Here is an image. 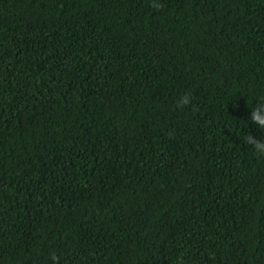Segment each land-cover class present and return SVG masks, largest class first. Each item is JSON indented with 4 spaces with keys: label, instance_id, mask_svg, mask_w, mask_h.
I'll return each instance as SVG.
<instances>
[{
    "label": "trees",
    "instance_id": "16d2710c",
    "mask_svg": "<svg viewBox=\"0 0 264 264\" xmlns=\"http://www.w3.org/2000/svg\"><path fill=\"white\" fill-rule=\"evenodd\" d=\"M161 4L0 0V264H264V0Z\"/></svg>",
    "mask_w": 264,
    "mask_h": 264
},
{
    "label": "clouds",
    "instance_id": "9594fccd",
    "mask_svg": "<svg viewBox=\"0 0 264 264\" xmlns=\"http://www.w3.org/2000/svg\"><path fill=\"white\" fill-rule=\"evenodd\" d=\"M150 7L159 9L162 7L161 0H150ZM192 103V95L184 93L177 101V107L185 108ZM248 125H255L258 130H264V98L251 107L250 116L246 119ZM242 143L249 145L258 157H264V138H258L250 131L242 137ZM52 260L58 264L59 258L53 254Z\"/></svg>",
    "mask_w": 264,
    "mask_h": 264
}]
</instances>
